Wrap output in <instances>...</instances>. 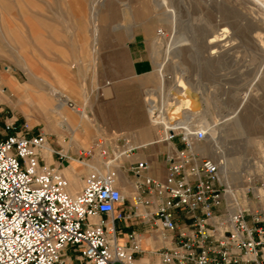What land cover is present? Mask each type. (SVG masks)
<instances>
[{
	"label": "built area",
	"instance_id": "obj_1",
	"mask_svg": "<svg viewBox=\"0 0 264 264\" xmlns=\"http://www.w3.org/2000/svg\"><path fill=\"white\" fill-rule=\"evenodd\" d=\"M168 85L141 89L153 140L179 141L164 153L162 177L147 173L146 158L133 157L145 142L126 131L99 130L70 153L25 120L3 121L0 264H61L67 248L87 264H137L140 235L129 230L118 240L114 218L147 223L166 239L154 250L159 264H264V180H232L248 169L225 171L207 152L208 127L198 115L209 106L201 92L194 88L199 110L180 103L169 116L176 100ZM72 160L85 170L73 191L62 172Z\"/></svg>",
	"mask_w": 264,
	"mask_h": 264
},
{
	"label": "rangeland",
	"instance_id": "obj_2",
	"mask_svg": "<svg viewBox=\"0 0 264 264\" xmlns=\"http://www.w3.org/2000/svg\"><path fill=\"white\" fill-rule=\"evenodd\" d=\"M260 1L264 4V0ZM36 11L43 12L49 22H63L67 36L73 33L77 24L83 23L90 28L94 43L101 25L107 28L120 25L126 28H150V56L156 61L161 58L165 61L164 64L162 61L154 62L158 81L156 73L150 78L125 74L121 79L100 80L99 70L103 64L98 62H94L91 75L79 78L81 73L76 68L77 63L68 56L73 48L66 46L64 62H49L46 71H32L28 66L37 64L30 62L35 55L29 56L30 52L29 55L24 54V46L12 45L2 36L0 48L6 52L8 44L12 47L10 56L0 59V64L4 65L5 70L9 66L8 71L15 76L20 93H9L0 87V136L3 134L4 120H25L32 131H43L45 126L48 129L51 125L61 124L64 115L69 124L81 130V135L78 131L74 134L76 139L79 138L77 143H69L76 148L87 144L88 138L98 130L114 128L110 125L111 121L104 117L106 107L98 94L101 85L131 90V94L123 99L128 102L124 104L119 101L114 107L134 110V113L137 109L134 93L140 94L146 85L169 84V88L178 93L190 90L196 98L183 97L179 93L181 104L199 107L201 100L195 88L209 106L208 110H204L206 122L213 126L211 131L219 135L220 145L224 148V155L220 156L215 153L213 143L208 142L204 146L207 152L219 156L225 171L227 167L237 173L248 169V173L243 172L238 178L233 173L232 180L243 182V178L249 177L250 182L257 184L264 180V8L258 1L0 0V25L6 23L15 26L17 35L12 34L11 38L17 44L24 45L25 23H36ZM223 27L228 29L224 32V38L209 41L216 34L215 31ZM156 28L162 31L158 36L163 45L158 48ZM51 86L62 91L69 101L62 109V116L50 113V122H45L40 117L42 110L53 109L57 105ZM220 95L223 98L220 99ZM217 103L220 108L214 106ZM75 108L86 113V117H81ZM225 115L233 117L222 122L221 118ZM113 121L117 123L118 119ZM231 122L235 129L227 131ZM46 133L54 148L65 144L57 142L55 132ZM67 136L68 133L65 141ZM70 164H74V170H62L68 181L72 172L80 176L85 171L76 161ZM79 185L80 180L77 187ZM70 190L73 191L72 188Z\"/></svg>",
	"mask_w": 264,
	"mask_h": 264
},
{
	"label": "crops",
	"instance_id": "obj_3",
	"mask_svg": "<svg viewBox=\"0 0 264 264\" xmlns=\"http://www.w3.org/2000/svg\"><path fill=\"white\" fill-rule=\"evenodd\" d=\"M136 13L139 14V12ZM36 14L35 24L25 23L26 33L24 45L17 44L12 40L13 38H11L12 34L17 35L16 31L18 29L15 26L6 23L0 25V37L3 36L7 38V41L12 45L19 47L24 46L26 48L24 54L29 55L30 52L29 56L33 57L35 55V59L32 58L30 62H35L37 64L28 66L32 71H46L49 62H64L66 54L65 47L68 46L73 48L68 56L72 57L73 61L77 63L76 68L81 73L79 78L91 75L94 71V62L103 64L102 69L99 70L100 80H110L113 78L121 79L125 74L135 77L147 76L150 78L156 73L157 76L156 69L154 68L153 56H150L149 52V40L151 35L150 28L142 26L126 28L123 25L114 28H107L105 25H101L98 29L94 43L91 38L90 28L83 23L77 24L75 26L76 28H73V33L67 36L63 22L57 21L52 23L43 16V12L39 13L36 11ZM2 32L4 33L2 34ZM152 41L153 39H151V45ZM11 47L12 46L8 44V49H5L6 52L0 48V59L10 56ZM92 47L96 48V50L94 49L93 51ZM50 53L52 54L49 57ZM8 68L9 66H7V69L5 70L4 65L0 64V87L4 90H8L9 93L15 91L18 94L20 91H18L17 80L15 76L8 71ZM130 91L131 90H128L127 88L118 89L105 84L101 85L98 94L101 97V102L106 107L104 117L106 120L111 121L110 125L114 126L116 130H122L132 134L135 143L145 142L144 146L136 149L133 157L146 158L149 163L147 173L162 177L165 172L164 153L171 146L179 145V141L176 137L173 138L171 142L153 140L154 131L146 120L141 93H134L135 101L137 103L136 113H134V110L130 111L127 108L118 110L114 107L119 101L124 104L127 103L128 100L125 99L124 101L123 99L126 98L125 96L131 94ZM41 113H45V110H42ZM50 113L52 112L49 111L47 113L49 122L51 120L49 118ZM62 115L63 112L61 111L60 116ZM63 117V120L61 119V124H58L57 126L51 125V128L48 129H46L45 126L43 127V131L55 132L57 135V142H65V144H60L61 148L67 151H75L77 147L75 148L73 147L74 145H70L69 143L70 141L77 143L79 138L76 139L74 134L78 131L79 135H81V130H76L71 123L69 124V122L65 120L66 117L64 115ZM115 118L118 119L117 123H114L113 121ZM62 127L66 128V130H62ZM66 133H68V136L65 141L64 138L66 137ZM91 137H93V135ZM90 138H88V140ZM52 159L54 160V158ZM76 167L79 166L76 165ZM69 169L74 170V164H69L62 168V170L65 171H68ZM119 174L121 173L119 172ZM80 177L81 175L78 176L76 172H72V174L69 175L70 188L73 190L77 188ZM120 207L123 208L124 212H127L130 209L129 198L126 195H124L123 203ZM113 224L116 229L117 238L120 241L126 240V233L129 230H135L139 233L140 249L134 253L137 264H159V256L154 250L166 241V239L161 237L155 228L149 226L147 223L127 218H114ZM165 235H170V233L165 232ZM62 260L63 262L61 264H87L83 263V258L79 253L70 250L69 248L64 251Z\"/></svg>",
	"mask_w": 264,
	"mask_h": 264
},
{
	"label": "bare ground",
	"instance_id": "obj_4",
	"mask_svg": "<svg viewBox=\"0 0 264 264\" xmlns=\"http://www.w3.org/2000/svg\"><path fill=\"white\" fill-rule=\"evenodd\" d=\"M256 1H258V3L264 8V4L260 1V0H256ZM228 31V29L226 28V27H223L222 29H219V30H217V31H215V33L216 34H213L212 35V37L209 39V41H211V40H215V41H220V39H222V38H224V36H225V34H224V32L225 31ZM157 36H158V34H156ZM155 38H157L158 40H159V42H157L158 43V45H157V48L158 47H160L161 45H163V43H161V41H160V36H158V37H155ZM162 39V38H161ZM155 40V39H154ZM153 43V42H152ZM161 49H163L162 47H161ZM155 51V50H154ZM213 52V51H212ZM163 53V52H162ZM154 60V62L156 61L155 59H153ZM162 61V58L161 59H158L156 62L158 63V62H161ZM164 61H165V59H163V64H164ZM160 65H161V63H160ZM154 66H155V64H154ZM163 66V65H162ZM155 69H156V66L154 67ZM162 70V69H161ZM157 71V70H156ZM166 76V75H165ZM160 84H162V83H159V85ZM163 85V84H162ZM51 89L53 90V93L52 94H55L54 95V98H55V100L57 101V105L56 106H54V108L53 109H46L45 110V113H41L40 114V117H41V119H43V120H45V122H48V118H47V113L50 111V112H52V113H57V114H59V115H61V111H62V109L64 108V105L65 104H67L68 103V101H69V97L68 96H66L62 91H59V90H57V89H55L54 87H52L51 86ZM172 90V92L174 93V96H175V100H176V103L174 104V106H172V109H170L169 111H168V115L170 116V114H172V115H176L177 113H178V111H179V105H180V103H181V101H180V99H179V93L177 92V91H175V90H173V89H171ZM51 94V93H50ZM183 97H185L186 95L187 96H191V97H193V99H195L196 97L193 95V92L191 93V91L189 90V91H184V92H181L180 93ZM192 99V100H193ZM199 99V98H198ZM200 102V101H199ZM197 103V102H196ZM198 104V103H197ZM198 105H200V104H198ZM188 106V105H187ZM48 108V107H47ZM191 108V110H193V111H196V110H199V107H190ZM75 110L76 111H78V113H79V115L81 116V117H86V113H84L83 111L81 112V110H78L77 108H75ZM198 117L199 118H201L206 124H207V127H208V129H207V132H208V134H207V136H206V138H207V140H208V142H212L213 143V149H214V151H215V153H217V154H219L220 156H223L224 155V148L220 145V140L218 139V136L219 135H217L216 133L214 134L211 130H212V127L213 126H211V124H209V123H207L206 122V119H205V117H206V113H205V111H201V112H199V115H198ZM231 117H233V115H225L224 117H222L221 119H222V122H226V120H228L229 118H231ZM50 118V117H49ZM233 124V122H231L228 126H227V131H232L233 129H235L234 128V125H232ZM72 161H75V160H72ZM77 162V161H76Z\"/></svg>",
	"mask_w": 264,
	"mask_h": 264
}]
</instances>
